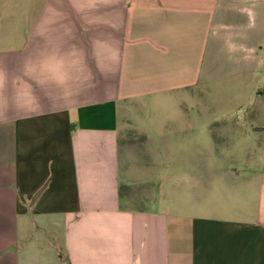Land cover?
I'll use <instances>...</instances> for the list:
<instances>
[{
    "label": "crops",
    "instance_id": "1",
    "mask_svg": "<svg viewBox=\"0 0 264 264\" xmlns=\"http://www.w3.org/2000/svg\"><path fill=\"white\" fill-rule=\"evenodd\" d=\"M35 6L22 38L0 32V264H264V128L248 135L260 158L249 166L253 143L237 154L222 134L220 160L238 159L213 182L173 181L170 167L165 182L132 177L140 157L153 170L158 138L193 155L210 84L264 99V0ZM182 96L200 116L135 126L134 111ZM165 125L183 134L161 136Z\"/></svg>",
    "mask_w": 264,
    "mask_h": 264
},
{
    "label": "rangeland",
    "instance_id": "2",
    "mask_svg": "<svg viewBox=\"0 0 264 264\" xmlns=\"http://www.w3.org/2000/svg\"><path fill=\"white\" fill-rule=\"evenodd\" d=\"M36 4L37 0H0V32L3 33V36L12 35L11 33H13V37L22 38L25 22L28 20V10L32 5L35 6ZM36 8L37 6L34 7V11ZM261 80L263 79L258 78L256 84H259ZM176 104L179 105L176 106ZM177 111H180L184 116L192 118L201 115L200 108L197 109L194 103L182 96L181 98H178L177 102H172V104L160 103L159 106L155 105L154 108L146 105L138 112L134 111L133 114H131V118L134 120L135 126L137 127V124L139 125L142 120L146 121L157 118L163 121V119L166 118L180 116ZM206 116L208 118L209 126L208 130L205 131V128H203V131L204 133L207 132V137L203 140L193 139L190 144L187 145V150H193L192 156L185 158L182 155V152L185 151L183 141H168L164 138L161 140L158 138V140H155V144L160 149L161 155L160 157H155V167L149 172L150 169H148L147 164H144V161L148 160V158L140 157V162H137V164H134V167H132L134 169V173H132L133 179H142L145 177L144 175H152L157 177L158 180L165 182L170 179L167 172L170 167L173 171V174H171L173 175L171 178L173 181L181 183L187 181L194 185L195 183L213 182L214 177H216L218 173L214 172L215 169H217V164L224 167L223 165L231 164L229 160L238 159L236 156H231L229 158L223 157L225 159L223 162L220 160V157L217 155L219 154L217 150H219L218 146L222 147L223 145V141L221 140L222 134H226V137H232L225 143L228 144L229 149H234L237 154L240 153L248 143H253L252 145L254 146H252L251 162H249L247 166L251 163H256L255 159H260L258 158L259 145H255L256 143H254L255 141L253 140L252 135L248 137L250 132L255 131L252 130L253 127L264 128V99L259 98L256 91L243 88L239 92H235L225 86H212V84H210L208 111ZM226 119H229L230 122H226L225 126H223V122ZM255 120L257 123L256 126ZM201 127V124L198 123L191 126V131H187V133H199ZM162 128L167 129L161 133V136L166 135V137L171 133L176 135L178 133L183 134L184 130L181 126H173L170 128L169 125H165L162 126ZM220 128L222 129V132H218ZM149 130H151V128ZM257 131L259 132L261 130ZM151 135L152 134H150V136ZM156 136H158V133ZM245 136L249 138L248 142L244 140ZM129 137L131 139L130 142L136 141V143H143L141 139L133 137L132 133H130ZM138 140L141 141L137 142ZM153 144L154 141L148 143V148L150 150L152 149ZM204 146H207L205 147L207 151L209 150V156L206 158V162L196 152L197 149L204 148ZM171 154H174V156H171ZM185 161H187V166L192 169L187 173L178 170L180 165H183ZM167 164H170V166H166ZM209 166H214V168H208ZM178 190H183V188ZM194 192L201 193L202 190L194 189L193 193ZM201 195L197 196L198 199Z\"/></svg>",
    "mask_w": 264,
    "mask_h": 264
}]
</instances>
